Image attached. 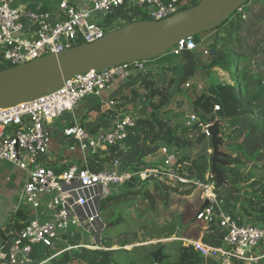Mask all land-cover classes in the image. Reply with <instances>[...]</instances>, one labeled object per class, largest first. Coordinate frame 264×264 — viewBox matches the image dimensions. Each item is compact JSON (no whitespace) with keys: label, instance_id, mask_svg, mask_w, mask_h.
<instances>
[{"label":"built area","instance_id":"1","mask_svg":"<svg viewBox=\"0 0 264 264\" xmlns=\"http://www.w3.org/2000/svg\"><path fill=\"white\" fill-rule=\"evenodd\" d=\"M77 6L62 0L57 12L41 7L18 9L8 0H0V71L23 65L51 54L70 50L80 44L93 43L112 30L126 24L115 20L107 26L105 17L123 4L127 11L133 6L143 9L135 20L161 21L182 11V0H82ZM239 9L236 14L245 19ZM143 16L145 18H143ZM101 20H100V19ZM204 41L205 39L202 38ZM198 47L194 37L177 43L169 54L179 57L181 51L194 52ZM212 52H200L202 62ZM149 69L145 62L137 61L102 71H89L64 81L56 91L37 99L0 108V164L8 163L26 174L19 194L20 203L26 206L27 220L19 230L12 232L7 241L0 234V264H49L64 253L79 249L108 250L103 247L106 224L101 216L104 200L130 193L128 185L140 183L166 184L172 188L190 186L198 189L202 207L195 213L200 228L199 238L167 239L191 246L205 261L231 264H260L264 260V228L249 222H240L230 215L224 201L217 196V187L210 167L203 180H189L181 168L183 150L159 144L138 170H131L121 156L128 152V130L135 125L138 108L117 114L107 130L90 135L81 126L77 115L79 104L88 97L101 99L102 94L117 80H125L134 73L144 75ZM195 85L198 92L203 86L190 80L183 88ZM101 102V101H100ZM111 108L113 102H102ZM219 107L215 106L214 111ZM64 113L72 121L62 130V139L79 151L76 163L60 173L45 165L50 145V128ZM185 125L198 124L199 134L207 140L214 122L202 124L196 115L187 112ZM211 154V148L207 150ZM118 155V156H117ZM105 160V157H109ZM100 157L102 160H98ZM183 159V165L188 164ZM182 190V188H179ZM212 226L222 233L220 246L202 240ZM70 227L75 232L68 233ZM85 232L93 237L94 244H71L74 234ZM165 241V240H162ZM160 241V242H162ZM47 251L40 258L38 248Z\"/></svg>","mask_w":264,"mask_h":264},{"label":"trees","instance_id":"2","mask_svg":"<svg viewBox=\"0 0 264 264\" xmlns=\"http://www.w3.org/2000/svg\"><path fill=\"white\" fill-rule=\"evenodd\" d=\"M200 1L182 0L184 5L181 10L194 7ZM251 2L252 0H249L242 9ZM235 15L236 13L233 20L237 23H231V30L229 29L227 34L224 31V27L230 21H226L216 29L204 33L215 34L211 36L206 48L212 52V55L205 59L204 62L200 59V74L203 78H208L209 72L214 68H218L228 75L230 82L210 83L199 94L191 86L190 88H185V93L182 96L189 99L190 111L188 112L196 115L199 123L206 124L219 120L220 134L226 139V142L230 141L226 144L227 151L230 152V155L237 151L235 156L229 160V166H217L225 174L234 192L233 203L223 200L225 208L229 209L230 215L238 218L240 222H249L264 228V169L258 166L257 172L260 173L258 177L255 175L256 172L248 171L243 173L239 169L241 166L247 167L243 158L253 161L258 154L264 153V149H261V146H264V77H261L259 72H253L250 67L241 66L240 61L248 60V57L236 55L231 46L232 42L237 41V36L233 37L231 35L232 32L234 31L237 34L243 23L241 16L235 18ZM218 33L222 35L219 37ZM195 37L194 40L198 44L199 41ZM197 60L195 57L196 66L198 64ZM181 75V66L174 65L164 66L157 72L149 70L144 75L134 73L125 80H117L119 85L108 97L109 101L114 103L113 106L107 110H102L101 104L97 102L90 110L81 114V126L90 135H95L99 131L107 130L117 114L127 112V106L135 109L138 108L141 102L143 104L139 108L141 117L128 130L126 144L129 149L125 156H121L125 165L131 170H138L145 164L146 158L156 153L159 144H165L178 150L184 149V155L181 154V168L189 180H203L205 173L210 167L211 154H207V150L211 148L209 141L199 134L198 124L191 126H186L185 123L184 125H174L166 116L167 106L178 95V91H181V88H179ZM144 83L149 91L145 90V93L142 94L140 91ZM142 98L143 101H139ZM177 104L180 103L178 102ZM215 106L219 107L218 111H214ZM181 114L184 116V113ZM242 135L243 137L246 136V140L238 142L239 137H242ZM176 137L181 141H186V143L184 145L175 144ZM199 144L203 147L202 152L196 157L189 156L187 150L190 151ZM109 158L110 156L105 157V160H109ZM97 159L102 160L100 157H97ZM183 159H188L187 165H183ZM51 168L56 173H60L62 169L57 166H51ZM142 184H140V187ZM146 184L148 185L146 189L139 187L141 190L138 189L137 191V194L141 193L144 198H147V190L152 187L159 189L165 199L170 195V198L171 196H176L177 199H191L192 203H196L199 200V190L191 186L189 188H172L166 184ZM134 185L137 186L138 183ZM179 188H182V190H179ZM26 217V213L22 210L12 215L11 221L2 229L0 228L2 237L8 241L14 230L22 228L27 220ZM190 225L191 223L184 222L183 215H174L161 226L153 223L149 227H147V224L141 225L137 231L132 233V242H125L124 235H119L118 240L122 241L121 246H118L119 249L113 251L83 249L79 253L73 254L67 252L54 259L52 263L69 264L76 261L82 264H135L137 261L134 259V251L141 250L145 256V259L142 260L144 264H156L150 255L151 252H145L148 246H137L130 249H126V246L145 242L146 240L181 238L182 231L190 227ZM177 233L181 234L178 236ZM202 240L209 245L220 246L222 233L216 226H212L203 235ZM156 244V246L154 245L155 250L162 246V243ZM170 244H176V255L173 259H171L172 256L168 251V245ZM113 246L116 245L113 244L111 238H103V247L105 249ZM116 252L126 253L127 259L125 261H115L114 253ZM162 254L166 258L160 264L206 263L191 246H185L181 241H169L166 246H163ZM208 263L216 264L213 261H208ZM231 264L243 263L232 260Z\"/></svg>","mask_w":264,"mask_h":264},{"label":"water","instance_id":"3","mask_svg":"<svg viewBox=\"0 0 264 264\" xmlns=\"http://www.w3.org/2000/svg\"><path fill=\"white\" fill-rule=\"evenodd\" d=\"M248 1L201 0L196 6L161 21L135 20L141 13L128 12L126 4L118 6L105 17L107 26L115 20H123L126 24L101 39L0 71V96L3 98L0 105L7 103V108L50 94L64 81L82 73L156 60L169 53L181 40L210 32L230 21ZM180 61L182 75L179 88H182L194 77L196 62L194 54L187 50L181 51ZM209 132L210 172L217 187V196L233 203L234 192L217 166H229V160L234 156L225 151L226 140L220 134L219 120L214 122ZM185 143L175 138V144ZM162 249L163 246L150 254L156 264L166 258Z\"/></svg>","mask_w":264,"mask_h":264},{"label":"rangeland","instance_id":"4","mask_svg":"<svg viewBox=\"0 0 264 264\" xmlns=\"http://www.w3.org/2000/svg\"><path fill=\"white\" fill-rule=\"evenodd\" d=\"M60 0H56V6L58 7V2ZM130 12L132 11H140L143 14H145V11L143 9H137L133 6L129 9ZM244 18L242 19L243 23L241 24V28L239 29L238 33L235 34V32H232V36H237L236 42H232V48L236 55H240L242 57H248V60L244 59L240 61L241 66H247L253 69V72H259L261 77H264V0H252L250 4H248L243 10ZM238 17V14L235 15V18ZM143 18H145L143 16ZM100 19V18H99ZM234 15L231 17L230 22L226 24L224 27V31L227 34V31L229 29L231 30V23L236 24L234 20ZM101 20V19H100ZM232 21V22H231ZM224 33V32H223ZM213 35V34H212ZM211 34H200L197 35L195 38L199 41L197 49L193 52L194 56L197 60V66L195 73L199 74L201 69V56L200 52L207 48V44L211 40ZM215 35V34H214ZM213 35V36H214ZM222 34L218 33V36L220 37ZM203 37H207L206 42L201 41L203 40ZM158 61V62H155ZM174 65H180L182 66V63H180V58L175 57L169 53L166 55L156 59L145 62V67H147L150 71L155 69L157 66H174ZM258 68V69H257ZM210 73V72H209ZM210 82L209 83H220V78L223 79L224 76H218V71L216 73H213L212 75H209ZM226 79L229 80L228 75L226 74ZM192 81V79H190ZM152 84V83H151ZM143 85V84H142ZM192 87L195 88V85ZM137 88V86H135ZM146 86L145 83L141 87L140 93H145ZM185 88H181V91H178V95H184ZM149 91V90H147ZM2 97L0 96V102L2 101ZM178 102H174V104H177ZM97 104V99L92 97H88L84 99L78 106L77 112L79 113H85L87 110H90L94 105ZM101 106H103L102 110H107L109 108H106L105 104L100 103ZM7 106V103L4 105H0V108ZM174 106V105H172ZM178 106V105H177ZM180 107V106H179ZM179 107H175V109H179ZM128 109H130V106H127ZM86 109V110H85ZM175 112V111H174ZM182 117V115L178 114V117L172 116V118L169 117L170 120L179 119ZM72 121V116L70 113H64L60 118L55 120V124H58V126L61 127V131L64 127L69 125V123ZM246 137V136H245ZM245 137H239L238 142H244L246 139ZM226 140V139H225ZM64 141V149H68V143ZM230 142V141H229ZM229 142H226L229 143ZM199 145H196L195 148H192L190 151L187 150L189 153V156L196 157L201 152L203 147ZM247 145V144H246ZM68 146V147H67ZM258 147V145H256ZM261 149H264V146H261ZM184 150V149H182ZM231 150H233L231 148ZM237 153V151H235ZM233 156H235V154ZM257 155V154H255ZM242 157V156H241ZM47 160L52 162L55 160V156L48 154ZM243 158V157H242ZM46 160V161H47ZM244 163H246V166H241L239 169L241 172H256V177L260 176V173L257 172L258 166L261 167V169H264V153H260L256 156V158L253 161H249L245 158H243ZM46 165V164H45ZM47 166V165H46ZM260 169V168H259ZM260 169V170H261ZM138 183V182H137ZM150 186V185H149ZM128 188H132L133 190L130 191V193L122 194L119 196H116L111 199L104 200L101 203V216L103 218V221L106 224V230L103 232L102 237H109L113 240V244L116 246H121L122 241L118 240L119 235H124L125 242H132L133 236L132 233L137 231L141 225H146L147 227L151 226V224H155L157 226H161L165 221L171 219V217H174V215H183L184 222L191 223L190 227L184 229L182 231L181 237H187L196 239L197 232H199V227L195 221V213L200 209L201 201L200 199L196 203H192L191 199L185 200L184 198L177 199L176 196L170 195L168 198H163V194L159 191L157 188L150 187L147 190V198H144L140 194H137V191L140 186H135L134 184L128 185ZM148 185L146 183H143L140 188L146 189ZM141 190V189H139ZM184 190V189H183ZM119 199H121L119 202H117ZM151 230V228H150ZM75 228L70 227L68 229V233L75 232ZM181 233H177L179 236ZM141 236V235H140ZM74 239L71 242V244H79V245H92L94 244L93 237L86 234L85 232H77L74 234ZM145 241V240H144ZM159 240H155L154 244H151L148 246L145 252H152L155 250L154 245L156 246L157 242ZM149 241L146 240L144 243H148ZM169 241L165 240L160 243H162V246H166ZM134 245L135 247L141 246L142 244ZM118 247H113L112 249H117ZM158 249V248H156ZM40 253V258L42 259L45 254H47V251L41 247L38 248ZM83 249L79 250H73L70 254L73 253H79ZM168 251L171 254V259L175 257L176 253V244H170L168 245ZM144 253L141 250H135L134 251V259L137 261L138 264H144L142 262L143 259H145ZM127 259V255L124 252H116L114 253V260L115 261H125ZM134 261V262H135ZM135 262V264H137ZM49 264H53L52 262ZM69 264H82L78 263L76 261L70 262ZM84 264V263H83ZM261 264H264V260L261 262Z\"/></svg>","mask_w":264,"mask_h":264},{"label":"crops","instance_id":"5","mask_svg":"<svg viewBox=\"0 0 264 264\" xmlns=\"http://www.w3.org/2000/svg\"><path fill=\"white\" fill-rule=\"evenodd\" d=\"M10 5L18 8V9H24V8H29V9H34L37 7L43 8L45 11H49L52 13L57 12V6H56V0H8ZM60 0L58 4L61 2ZM72 4H75L77 6H82L84 3L82 0H66ZM206 42L207 37H203ZM194 54V53H193ZM158 62V61H155ZM181 63V61H180ZM164 66H157L155 69L151 70V72H157L160 71V69ZM196 70V69H195ZM218 71V76H224L223 79H219L221 82H230L229 80L226 79V74L219 70L218 68H214L210 71L209 75H212L213 73H216ZM210 76L208 78H203L202 75L196 74L194 71V77L192 78V83L194 84H200L204 88L208 87L210 84ZM119 85L118 81H116L111 87H109L103 94L100 100L97 99L98 103L102 102H108L109 101V95L110 93L116 89V87ZM196 93L199 94L196 90ZM91 98V97H90ZM101 101V102H100ZM139 101H143V98L140 99ZM179 102L180 104H174V102ZM140 105L141 102H140ZM174 105V106H172ZM178 105V106H177ZM181 105V106H180ZM104 106V105H103ZM101 106V107H103ZM180 106V107H179ZM175 107H179V109H175ZM86 110V109H85ZM166 116L169 118H172V116L178 117L179 115H182L181 113H184V116L179 119H175L174 122L173 120L172 123L174 125H184L185 123V116L188 111H190V103L189 99L183 97L182 95H177L171 103L166 108ZM175 111V112H174ZM83 114V113H82ZM78 117L80 118L81 113L79 111L77 112ZM173 119V118H172ZM62 126H58V124H53L50 128V145H49V154L55 156V160L50 162L49 160H44L45 164L48 167L51 166H57L61 167V171L65 169V167H68L71 163H76L78 158H79V151L74 147L71 148L70 144L68 143L69 147L68 149H64V141L62 139V131H61ZM209 141V140H208ZM25 176L26 174L20 170L15 169L12 165L8 163H1L0 164V228L2 229L8 222L11 221L12 215H14L17 211H24L27 215L26 206L23 207V205L19 202V194L20 191L23 187L24 181H25ZM28 217H26L27 219ZM24 225V224H23ZM197 230H200L197 229ZM197 238H199V232H197ZM196 238V239H197ZM148 243H144L141 246H149L151 244H154L155 240H148ZM159 240L157 243H160ZM141 243H135V244H130L126 246V249H130L132 247H135L134 245L141 244ZM113 247H118V246H113ZM113 247L109 248L108 251H113L116 249H112ZM119 249V247L117 248ZM107 251V250H106Z\"/></svg>","mask_w":264,"mask_h":264},{"label":"flooded vegetation","instance_id":"6","mask_svg":"<svg viewBox=\"0 0 264 264\" xmlns=\"http://www.w3.org/2000/svg\"><path fill=\"white\" fill-rule=\"evenodd\" d=\"M225 151L228 153V154H230V152L229 151H227V149L225 148Z\"/></svg>","mask_w":264,"mask_h":264}]
</instances>
